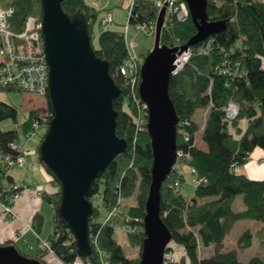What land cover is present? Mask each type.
Here are the masks:
<instances>
[{
    "label": "trees",
    "instance_id": "obj_1",
    "mask_svg": "<svg viewBox=\"0 0 264 264\" xmlns=\"http://www.w3.org/2000/svg\"><path fill=\"white\" fill-rule=\"evenodd\" d=\"M0 7L14 8L15 30H20L29 17L41 21V0H8L4 3L0 0ZM62 7L67 14L81 13L87 18L97 55L110 64L111 74L122 89V96L114 102L119 114L116 133L128 142V149L109 165L89 196L94 207L90 231L92 237H98V249L92 245L90 257L78 256L74 237L58 216L60 193L42 195L53 208L55 228L48 239L51 251L64 264H75L79 259L84 264H101V254L109 264H141L146 237L143 221L152 182L153 151L147 131H140L136 126L138 107L132 100L126 79L119 73L120 67L129 59L124 26L99 28L95 43L94 28L99 27L106 11L97 10L85 0H64ZM207 12L211 21L226 22V30L191 47L188 63L170 81L169 93L179 118L177 147L183 155L178 158L161 192V217L171 233L166 255L176 256V248L179 247L183 251L182 259L172 264H264L260 257L241 262L236 251L225 249L226 237L234 225L243 220L259 222L260 227L256 231L244 230L237 241L238 248H251L257 238L264 249V181L252 180L236 172V167L245 165L256 148L264 150V1L208 0ZM158 14L155 0H135L128 17L129 27L155 22ZM196 33L197 28L190 17L179 22L170 16L162 32V45L170 48L183 46ZM138 57L141 71L146 55ZM138 93L139 86L137 98ZM229 102H234L239 108V114L233 121H228L225 116L224 109ZM0 106L1 120L16 119L15 108L1 102ZM47 109L51 112L48 102ZM198 110H208L202 136L207 151L195 147V136L200 131L196 119ZM35 115L29 112L26 130ZM244 121L245 129L242 128ZM15 137L14 131L4 133L3 145ZM183 167H189L195 177L196 188L192 197H186L182 192L185 182L181 173ZM5 178L10 179L8 176ZM176 183L178 187H175ZM136 191L137 205L123 207V200ZM238 196H242L244 209L235 211ZM116 208L117 212L106 222ZM102 210L107 212V216L99 221L97 218ZM136 218L139 223L134 222ZM126 219L138 226L136 233L127 234L134 253L130 256L116 240V230L112 226L125 223ZM42 224L43 217L38 213L32 223L33 229L39 232ZM5 244L13 245V242ZM210 247L213 253L209 257H201L200 250ZM47 253L50 252L38 247L30 258L47 264L44 260Z\"/></svg>",
    "mask_w": 264,
    "mask_h": 264
},
{
    "label": "water",
    "instance_id": "obj_2",
    "mask_svg": "<svg viewBox=\"0 0 264 264\" xmlns=\"http://www.w3.org/2000/svg\"><path fill=\"white\" fill-rule=\"evenodd\" d=\"M64 0H41L42 38L49 68L47 100L52 111L48 129L37 150L46 174L60 186L58 216L75 239L80 258L92 255L89 199L97 180L128 149L116 133L114 102L122 96L110 64L96 52L87 18L67 14ZM197 28L185 45H162L167 5L159 11L154 46L143 60L139 96L146 104V131L153 151L152 182L143 221L145 240L141 264H166L171 233L161 217L162 188L178 161L179 118L170 97L177 56L226 30L224 21H211L208 0H183ZM0 264H43L15 245L0 244Z\"/></svg>",
    "mask_w": 264,
    "mask_h": 264
},
{
    "label": "built area",
    "instance_id": "obj_3",
    "mask_svg": "<svg viewBox=\"0 0 264 264\" xmlns=\"http://www.w3.org/2000/svg\"><path fill=\"white\" fill-rule=\"evenodd\" d=\"M158 12L167 5L166 20L172 16L179 22H184L190 17L187 4L182 0H155ZM135 0H132L128 17L131 14ZM15 10L13 7H0V90H15L25 93L29 96L42 97L44 103L40 107L34 108L30 112L36 115L30 122L28 129L24 130L26 142H31L34 137H42V132L48 129L52 118V111L47 109V88L49 80V68L44 52V44L42 38V24L34 17H29L20 30H15L13 18ZM124 25V38L126 41L129 59L123 66L120 67L119 73L126 79V86L130 87L132 100L136 102L138 114L136 116V126L140 131L146 130L148 111L146 104L137 98V88L139 86L140 77V61L138 56H135L131 49L134 44L129 42V21ZM114 23V15L112 12H105L100 19L99 28L107 29ZM166 23V22H165ZM138 32L154 36L156 31V21L150 23L137 24L134 27ZM191 57V50L177 56L175 73L178 75L186 66ZM142 65V63H141ZM141 70V69H140ZM141 79V78H140ZM139 95V93H138ZM225 116L228 121H233L239 114V108L234 102H229L224 109ZM0 106V124L1 120ZM28 122V121H27ZM27 122L24 124H27ZM19 127L14 132L15 139L9 141L6 146L3 145L4 132L0 127V209L1 216L12 221L19 220L20 217L14 210V205L20 200L25 192L42 196L43 194L60 193V186L48 176L47 184L43 186H25L20 184H12L8 190L4 189L3 180L5 176L14 167H24L26 165L27 151L24 150V144L21 143V130ZM183 155L178 151V158ZM192 173H195L192 170ZM202 181H200L201 183ZM178 187V183L175 184ZM117 208L108 216L106 222L110 219L113 213L117 212ZM139 223V219L134 220ZM114 230L124 232L126 234H134L138 230L137 225H133L130 219H126L125 223H114ZM30 228V226H29ZM71 234V232H70ZM73 237V235L71 234ZM98 237H92L91 245L98 249ZM75 241V239H74ZM38 247L42 251H51L50 241L38 240ZM53 254V253H52ZM176 261L173 254L166 255V264H172ZM101 264H109L103 254H101Z\"/></svg>",
    "mask_w": 264,
    "mask_h": 264
},
{
    "label": "rangeland",
    "instance_id": "obj_4",
    "mask_svg": "<svg viewBox=\"0 0 264 264\" xmlns=\"http://www.w3.org/2000/svg\"><path fill=\"white\" fill-rule=\"evenodd\" d=\"M2 3L7 2L8 0H1ZM88 4L100 11L112 12L114 15V24L110 26L112 28H121L127 23L128 11L131 6L132 0H85ZM264 1V0H261ZM99 35V27L95 26L94 36L95 43H97V37ZM129 42L134 44L131 52L135 56L147 55L148 51L151 50L154 46V36L147 35L142 32H138L134 27L131 26L129 31ZM0 102L11 106L16 109L17 115L16 119L8 118L1 122L0 127L4 132H13L19 127H22L21 130V143L24 144V150L27 151L26 155V166L25 167H14L10 173L15 176L17 182L24 180L26 183L25 186L33 185L34 180L38 179L41 176V169L39 165V159L37 155V150L42 142V137L45 135L46 130L42 132V137H34L31 142H26L25 136V127L24 124L29 120V112L36 107H40L44 103L42 97L29 96L25 93L15 91V90H0ZM204 115L200 113L199 118L203 119ZM246 122H243V125ZM183 173L185 176V182L182 186V192L186 197H192L195 191V177L191 174L189 167H183ZM137 205V191L128 199L123 200V207L136 206ZM242 196L237 197V201L234 204V210L239 211L243 210ZM1 210V209H0ZM41 215L44 217V225L41 231L40 241H46L48 230L52 225V215L53 209L51 205L43 201V207L41 209ZM107 212L102 210L97 220L102 221L106 218ZM260 227V223L252 220H243L237 222L230 234L226 238L225 249L226 250H236L238 258L241 262H248L253 257H260L264 259V249L260 241L255 238L251 248L247 250H242L238 248L237 241L241 233L246 229H251L256 231ZM115 238L120 245L125 249L128 256L133 255L129 236L120 231H116ZM16 238V243H18ZM21 242V241H20ZM32 248L25 247L21 248L19 245L20 251L26 254L29 257H32L36 252V246L34 241H32ZM23 249V250H21ZM211 253V250H200L201 257H205ZM183 253L179 252L175 256V259L178 261L181 260ZM51 255H47L45 260H51ZM46 262V261H45ZM81 259L76 261V264H82Z\"/></svg>",
    "mask_w": 264,
    "mask_h": 264
},
{
    "label": "crops",
    "instance_id": "obj_5",
    "mask_svg": "<svg viewBox=\"0 0 264 264\" xmlns=\"http://www.w3.org/2000/svg\"><path fill=\"white\" fill-rule=\"evenodd\" d=\"M87 3V2H86ZM88 4V3H87ZM90 5V4H89ZM91 6V5H90ZM93 7V6H92ZM263 66H264V60H263ZM200 113L204 115L203 119L199 118ZM208 114V110H198L196 119L200 125V131L195 136V147L202 150L207 151L208 147L206 143L203 141V132L205 128V122L206 117ZM242 128H246V123L242 125ZM39 159V158H38ZM39 161V160H38ZM27 163V162H26ZM41 169V176L38 179H35L32 183L33 185L30 186H43L47 184L48 182V175L46 174L44 167L38 162ZM26 166V165H25ZM24 166V167H25ZM236 172L240 174L247 175L252 180L257 181H264V150L260 148H256L249 156L248 161L245 165L242 167H236ZM181 173L184 175L183 170L181 169ZM10 177V179H4L3 180V186L4 189L8 190L9 186L13 183L16 184H22L25 185L26 183L23 181L17 182L14 175L9 174L7 175ZM43 198L42 196H38L35 194H32L31 192H25L20 200L16 202L14 205V210L19 215L20 219L16 221L9 220L7 218H4L1 216V210H0V244H5L8 241H12L13 245L17 246V248L20 250L19 245L21 244V248L28 247L32 248V241H34L36 250L38 246V240L39 237H41L40 233L43 229L44 225V217H43V224L41 227V230L39 232L35 231L33 229L32 223L34 221L35 216L39 213L41 214V209L43 207ZM237 201V199H236ZM52 207V206H51ZM53 209V208H52ZM30 226V228H29ZM55 228V224L53 221V215H52V225L51 228L48 230V234L46 237V240L49 239V237L52 235ZM16 238L18 239V243H16ZM227 238V237H226ZM21 241V242H20ZM226 243V239H225ZM23 250V249H21ZM202 250H211V253L205 257H209L213 253V248H203ZM177 254L179 252L183 253L181 248H176ZM232 251V249L230 250ZM236 251V250H235ZM51 255V260H45L47 255ZM44 260L47 264H64L56 255L52 253H47ZM183 255V254H182ZM76 264V263H75ZM84 264V263H82Z\"/></svg>",
    "mask_w": 264,
    "mask_h": 264
}]
</instances>
